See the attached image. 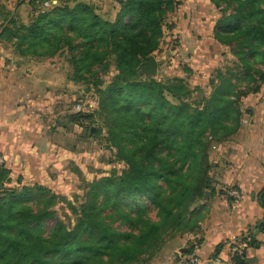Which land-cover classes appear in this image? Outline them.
I'll return each instance as SVG.
<instances>
[{
  "label": "trees",
  "instance_id": "obj_1",
  "mask_svg": "<svg viewBox=\"0 0 264 264\" xmlns=\"http://www.w3.org/2000/svg\"><path fill=\"white\" fill-rule=\"evenodd\" d=\"M115 3L117 12L109 18L79 0H57L56 5L27 0L29 22L10 17L0 30V42L9 44L17 58L65 56L68 80L91 85L98 106L89 114L67 115L62 127L99 121L106 144L115 150L113 157L124 165L118 174L87 185L67 223L57 217V197L49 189H2L0 264H139L166 241L199 230L200 203L212 184L211 149L236 134L239 98L256 92L264 79L257 68L264 66V28L248 24L261 13H238L225 20H238L227 30L232 37L224 41L235 43L242 74L232 83L234 75L215 71L205 93L191 89L184 77L163 73L158 80L141 72L147 57L161 52L164 30L170 29L166 17L178 3ZM111 65L109 79L103 80ZM9 175L1 165L0 187ZM261 204L264 209V189ZM259 232L264 234V219ZM247 237V249L258 246L253 235ZM245 253L235 256L234 264H244Z\"/></svg>",
  "mask_w": 264,
  "mask_h": 264
},
{
  "label": "crops",
  "instance_id": "obj_2",
  "mask_svg": "<svg viewBox=\"0 0 264 264\" xmlns=\"http://www.w3.org/2000/svg\"><path fill=\"white\" fill-rule=\"evenodd\" d=\"M79 1L99 8L109 18L117 12L115 0ZM175 1L178 5L166 17L170 29L164 30L160 46L163 55L169 57V64L174 70L190 72L183 77L191 89L198 87L209 92V82L215 71L234 75L231 78L234 83L235 77L242 72L234 56L235 43L227 44L224 40L232 37L227 30L238 20H225L238 13L250 17L251 13L259 12L261 15L250 18L248 24L260 23L264 28V0ZM51 4L56 5L57 0H51ZM20 12L28 14L27 0H0V30L10 17L20 21ZM43 62L17 58L9 44L0 42V159L10 172L13 167L25 165L21 163L25 160L24 153L39 151L45 144L42 134L46 126L41 122V115L49 109L48 100H53L54 96L62 104L57 99L62 95L58 94L59 89L45 86ZM257 68L264 74V66ZM29 79L34 81L33 85ZM238 105L241 111L238 131L228 141L211 149L212 184L200 203L199 230L166 241L159 252L145 256L139 264H188L187 259L192 255L201 261L200 264H206L215 254L221 263H227L231 244L248 235H253L258 246L246 250L244 264H264V234L259 232L264 219L261 204L264 79L256 92L240 97ZM229 191H236L239 199L229 197Z\"/></svg>",
  "mask_w": 264,
  "mask_h": 264
},
{
  "label": "rangeland",
  "instance_id": "obj_3",
  "mask_svg": "<svg viewBox=\"0 0 264 264\" xmlns=\"http://www.w3.org/2000/svg\"><path fill=\"white\" fill-rule=\"evenodd\" d=\"M44 8L50 9V6ZM19 17V22H29V15L25 12H20ZM152 56L158 64L156 79H162L163 73L171 77L184 76L180 69L177 71L172 68L169 57L163 55V52ZM43 61L45 86L51 90L59 89L58 94H62V97L58 95L57 99L62 104L54 96L53 100H48L49 109L41 115V122L46 126V131L42 134L45 144L40 146L39 151L28 150L24 153L25 160L21 163L25 162V165L12 168L9 177L2 182L0 191L35 185L45 187L57 197V204L53 208L57 217L67 223L73 219L72 207L77 208L83 202L87 185L103 176L118 174L124 165L113 157L115 150L106 144L105 132L100 128L99 121L95 120L90 125L87 122L79 127L67 124L62 127L67 115L89 114L95 110L98 99L90 88L91 85L87 88L84 82L73 84L68 80L71 70L64 55ZM112 70L111 65L109 74L101 75L103 80L109 79ZM32 81L29 79V83L32 84ZM79 106L80 109L77 110ZM31 138L34 139L33 134ZM3 162L0 159V165ZM31 204L35 206L36 202ZM52 224L48 223L46 228H50ZM124 229L125 227L120 228Z\"/></svg>",
  "mask_w": 264,
  "mask_h": 264
},
{
  "label": "built area",
  "instance_id": "obj_4",
  "mask_svg": "<svg viewBox=\"0 0 264 264\" xmlns=\"http://www.w3.org/2000/svg\"><path fill=\"white\" fill-rule=\"evenodd\" d=\"M45 6H47V4ZM79 109L80 106L77 107V110ZM228 196L235 200L239 199V194L236 191H229ZM250 240L251 239L246 236L245 241H237L232 243V245L230 246V255L227 263H221L219 259L216 258V259H209L206 264H234L233 258L235 256H241L247 250V246ZM187 263L200 264L201 261L196 256L192 255L187 259Z\"/></svg>",
  "mask_w": 264,
  "mask_h": 264
},
{
  "label": "water",
  "instance_id": "obj_5",
  "mask_svg": "<svg viewBox=\"0 0 264 264\" xmlns=\"http://www.w3.org/2000/svg\"><path fill=\"white\" fill-rule=\"evenodd\" d=\"M157 67H158V64H157L155 57L149 56V57H147L144 65L141 69V72L150 78H155L156 73H157Z\"/></svg>",
  "mask_w": 264,
  "mask_h": 264
}]
</instances>
